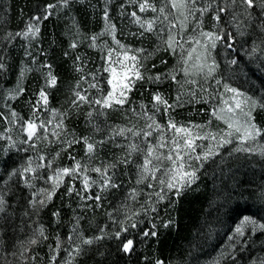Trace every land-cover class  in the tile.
Segmentation results:
<instances>
[{
    "label": "rangeland",
    "instance_id": "1",
    "mask_svg": "<svg viewBox=\"0 0 264 264\" xmlns=\"http://www.w3.org/2000/svg\"><path fill=\"white\" fill-rule=\"evenodd\" d=\"M139 2L142 0H135V2L133 0H69L67 6L58 4V0L55 3H49L57 4L56 8L79 5L80 8L87 12L90 11L92 14L87 29L80 28L79 25L77 28L75 27L77 36L71 45L75 43L76 47L73 48L70 45V48L77 51V62H72L77 76L69 91L62 89L55 92L58 80L52 64L46 55L39 54L43 45L41 43L43 35L40 36V32L36 36L29 35L28 37L16 36L17 32H15L13 33L14 38L7 41L10 46L8 52L12 54L18 53L22 46L24 61L18 70H14V74L9 70L7 64L0 60L5 66L0 69V158L6 160L5 167L0 169V191L6 193L5 199L8 201L7 210L0 213V264H9V262L10 264H49L51 255L49 246L56 247L57 236L61 241V249L56 264H64L65 261L71 259L64 249L70 250L73 246L68 243L67 238L71 234L77 218L79 219L78 234L82 233L85 238L100 236L101 229H104V238L94 240L91 245H81L83 249L81 254L76 255L71 262V264H83L82 256L87 248H91L106 238L113 241L118 240L114 236V232L120 231V221H125V227H128L133 221L136 222V227H128V231L122 233L121 237L126 233L138 232L145 225L155 224L156 232L159 229H168L171 225H175L173 211L180 199L202 190L205 185H209L212 191L211 197L209 196L212 200L210 211H206L200 218L201 224L190 236L191 249L188 252V258L186 257L187 264H253V262L260 264V261L264 260V231L259 228L253 230V226L249 225L245 227L243 237L235 235V228L241 224L244 217H251L258 224H264V156L259 154V148L251 153L236 151L235 149L241 147V144L237 136L233 135L232 143L217 149V154L203 161L202 167L197 161H191L192 165L198 169L196 172L198 179L191 186L185 187L179 197L175 196V190H173L168 193L165 200L155 203L157 197L154 194L149 195V193L158 191L160 186L155 181H151V178L137 183L140 172L138 165L143 163V153H133L131 157H127L126 149L118 145H127L130 141L125 137L112 135L114 129L129 128L133 125L135 126L134 130L145 129L146 124L150 121L142 115H133L129 109L130 107L135 108L137 113H140V106L145 105L147 113L152 115L155 112L153 109L154 93H161L169 104L176 102L178 94L185 102L182 107L177 106L175 110L169 109L167 113L161 106L159 112L155 113V120L159 124L166 125L169 116H171L178 124L208 125L205 130L227 131V126L211 115V109L220 104L218 98L210 96L208 97L209 103H197L188 93L194 87L197 89L207 88L208 92L215 96L217 91L223 92V84L228 83L264 103V33L260 32L258 21H254V26L252 24L247 29L242 26L244 35H240L235 26H230L227 23L226 15L222 14L220 24L225 31V39H227L226 33L230 31L234 42L232 49L227 48L224 41L217 42L216 48L210 49L207 63L211 64L215 59L218 65L212 76L205 81L203 73L192 75L187 79L197 80L198 85H191L184 83L186 79L184 74L177 71L175 73L176 81L161 75V81L154 83L150 82L147 77L172 73L174 69L182 67L180 49L177 48L175 54L165 51L166 45L155 33L145 32L143 36L139 35L143 29L134 23L132 12H136L143 20L159 17L155 25L157 31L163 26L160 23L163 17L159 12L154 13L149 10L141 13L138 7ZM150 2L154 3L157 9L162 6V0H150ZM198 3L202 5L204 0H198ZM105 9L108 11L110 21L116 25V39L132 50L130 55H138V59L143 65L140 70L145 77L143 80L136 81L132 91L127 94V102L123 107L117 106L112 109H103L100 105L90 103L94 99L102 98L111 89L107 83L110 73L104 71L106 67H109L105 58L109 49L120 51L112 36L108 34L98 36L95 46H90L93 43L91 37L104 32ZM53 10L51 16L55 13ZM96 11H101L99 22H96L94 17ZM167 11L169 9H166ZM211 16V12L205 15L204 29L220 31L219 28H212ZM30 19L25 20L24 26L19 32L26 30ZM71 24L69 26L74 28L73 22ZM250 27L254 28L252 35H248L246 32ZM192 29L193 23H189L187 30L183 33L185 38L188 35H195ZM134 33L136 35H133ZM161 35L166 37L167 33H161ZM177 38L179 39V37ZM190 46L184 44L185 49ZM141 48L145 51L137 54L135 50ZM115 56L114 52L113 59ZM85 58L91 60L86 61ZM232 59L237 60L235 65L228 63ZM162 61L166 63H162ZM125 63H130V61H125ZM114 66L119 73L120 67ZM49 72L56 77L54 86L47 84ZM6 74L10 77L8 78ZM216 79H220L222 83L216 85ZM91 84H95L97 87H90ZM181 85L183 86L181 87ZM20 89H23V92L16 95ZM42 89L48 96L47 109H54L58 113L66 114L63 116L62 128H55V124L61 119V116L57 115L53 118L42 104L37 105L39 110L36 112V116L39 119L36 120V116L33 115V105H36L38 94ZM76 92L87 96L89 102L80 101L75 95ZM51 94H54V100L50 99ZM201 95L207 96V93L197 90L196 100H199ZM230 96L231 93H224V99H229ZM245 110H247V106H245ZM12 111L18 114L16 118L12 117ZM90 112L91 116L88 115ZM253 115L257 126L264 129V109L256 108ZM237 118L241 119L243 123L242 116L238 115ZM29 119L36 120L37 124L41 120L45 122L48 129L47 139L44 138V129H40L31 142L23 143L27 139V135L22 130V125ZM49 120H52L51 124L47 123ZM209 121H211L210 124H208ZM53 131L59 133L58 139L52 135ZM125 135L130 137L131 133ZM157 135L158 133L153 131V135L147 138L148 141L155 143ZM167 136L170 137L171 132H168ZM6 137H11V141ZM85 137L90 143L96 145L92 154L86 152V145L83 142ZM67 140H79L80 142L67 147ZM99 141H104V143L100 144ZM140 141L141 138L137 137L136 142L140 143ZM12 142L15 143L14 147H10ZM197 143H202L207 147L209 143L214 142L204 140L197 141ZM33 144L35 147H32ZM259 144L264 145V135L259 138ZM140 146L146 148L147 143H140ZM243 146L250 147L252 142L249 141ZM201 151L200 148H197L198 153ZM57 153H59L58 156ZM40 156L45 159L40 161ZM71 157H74L75 160ZM29 158H32L33 167L39 163L47 165L51 162L52 165L51 169L48 167L37 169L36 176L40 178L31 179V173L25 174L34 185L31 189L25 186L19 172L9 178L10 173L14 170L26 167ZM121 159H129L131 162L119 163ZM75 161H79L82 166H87L86 174L90 177V182L96 181V184L90 189L92 195L99 191V185L103 179L100 174L92 171L94 167L103 169L105 165L115 164V168L108 170V175L119 186L100 192L102 199L99 202L100 206L97 207L93 201H82L75 191L71 196L67 194L70 184L74 185L75 190L81 191L82 194H88L83 191L82 176L78 173L76 179L71 176L64 177L63 183L46 207L39 209L38 212L31 209L29 200L32 199V193L42 187L51 186L46 184L45 180L52 170L58 167L72 168ZM156 175L159 178L161 174L157 173ZM243 175L247 177L244 180ZM148 183H152L153 187L149 188ZM133 189L136 190L134 200L131 199ZM36 199L38 200L40 197L37 196ZM145 201L153 204L157 211H149L145 215L141 209V205H144L145 208L149 207ZM137 210H139V214L132 215ZM63 211L66 218L63 217ZM54 212H59L58 219L53 216ZM109 213H111V218ZM128 216L132 218L127 219ZM12 219L15 220V231L13 229L15 235L5 229L8 222H13ZM168 221L171 223L164 227L163 225ZM39 226L44 227L48 239L40 238L38 244L29 245L28 239L33 236L34 230ZM62 228L64 229L63 233ZM9 233L10 236H8ZM229 237H233V239L230 240ZM76 243H79V239L77 234H73V244ZM25 248L29 250L25 252ZM21 252H24L23 258L20 256ZM32 256L36 257L35 261L31 259ZM174 264L179 263L175 262Z\"/></svg>",
    "mask_w": 264,
    "mask_h": 264
},
{
    "label": "snow or ice",
    "instance_id": "2",
    "mask_svg": "<svg viewBox=\"0 0 264 264\" xmlns=\"http://www.w3.org/2000/svg\"><path fill=\"white\" fill-rule=\"evenodd\" d=\"M135 2V0H133ZM69 0H58V4L67 6ZM57 4H48L45 6L44 11L41 15H34L26 25V30L23 32H17L16 36L28 37L29 35L36 36L40 32V25L44 20H47L53 13L52 9H55ZM139 11L144 13L151 10L152 12H159L160 16L163 17V20H160V23L163 25L160 27L159 31L156 30L155 25L159 17L143 20L136 12H132L131 16L134 17V23L138 24L142 32L139 33L140 36H143L145 32L155 33L161 42L166 45L165 51H171L173 54L176 53L177 48L180 49V61L182 67L179 69H174L172 73L157 74L156 76H148L147 79L150 82H160L161 75H164L166 78H170L173 81H176V72H182L186 78L184 83L191 85H198V81L194 79H187L192 75H200L203 73L205 81L207 78L212 76L218 65L215 62V59L212 60L211 64L207 63L208 57L210 55V49H215L217 42L224 41L226 47L229 49L233 48L234 38L232 33L229 31L226 33L227 39H225V31L221 27V16L222 14L226 15L227 23L230 26H235L238 34L244 35L243 28H247L253 24L254 21H258V28L261 33H264V0H204V3L201 5L198 3V0H162V6L157 9L154 3H151L150 0H142L138 4ZM166 9L169 11L166 12ZM174 10V11H172ZM253 10H256L255 12ZM212 13L211 19L213 21L212 28H219L220 31H206L204 29V17L208 13ZM199 13V15H197ZM169 17H172L171 19ZM104 20L106 21L104 32L94 35L91 37L92 44L90 46H95V41L98 39V36L108 34L112 36L113 41L116 45L119 46L120 51L116 49H109L106 62L109 64V67L104 69L105 72L110 73V78L107 83L111 86V89L104 95L102 98L94 99L90 103H95L100 105L103 109H112L114 107H123L127 102V94L132 91L133 86L136 81L143 80L144 74L141 72L143 65L138 59V55H130L131 49L122 45L119 40L116 39V25L112 23L109 19L108 11H104ZM166 22V23H165ZM189 23H193V33L195 35H188L186 38L183 33L187 30ZM167 33L166 37L162 36L161 33ZM133 35H136L135 33ZM179 37V39L177 38ZM6 38H14L11 32L7 33ZM184 44L191 45L187 49L184 48ZM71 47L75 48L76 44L73 43ZM200 49V51H198ZM255 51V48L253 49ZM137 54L143 53L145 49H136ZM116 53L115 59H113V53ZM152 55V53H149ZM125 61H130V63H125ZM162 63H166L162 61ZM230 65H235L237 63L236 59L228 61ZM114 65L120 67V72L117 73V69ZM5 66L0 62V69H3ZM50 67V66H49ZM155 67V65H153ZM206 69V71H205ZM179 83V82H177ZM222 82L220 79L215 80L216 85H220ZM47 84L49 86H54L56 84V77L48 73ZM90 87H97L95 84L89 85ZM183 85H181L182 87ZM197 90L201 93H207V96L201 95L199 100H196ZM23 92V89H20L16 95H20ZM224 93H231L229 99H224ZM192 100L199 103H209L208 97L218 98L220 104L214 106L211 109V115L217 120L222 121L227 126V131L221 130L220 132H212L210 130H205L208 125H198V124H178L175 120L169 116L166 125H161L155 120V113L159 112L160 107L163 106L164 111L167 113L169 109L175 110L177 106L182 107L185 103L181 100L180 94L176 96V102L174 104H169L168 101L163 97L161 93L153 94V109L155 112L152 115L147 113L146 106L141 105V112L137 113L135 108L130 107V111L133 115L143 116L150 123L146 124L145 129L134 130L135 126L129 128H118L114 129L112 135H119L128 139L130 143L127 145H118L126 149V156L131 157L133 153H143V163L138 165L140 169L139 179L137 183L149 180L155 181L160 187L158 191L154 193H149V195H155L157 200L155 203H159L166 199L169 192L175 190V196L179 197L182 190L185 187L191 186L192 183L198 179L196 172L198 169L194 167L191 161L195 160L199 163V166H203V161L208 160L211 156L217 154V149L223 147L224 145L232 143L231 137L236 135L240 141L241 147L235 149L236 151H245V152H255L259 148V154L264 156V145L259 144V138L264 135V129H261L255 123V117L253 112L256 108L264 109V103L254 99L251 96L241 92L239 89L232 87L228 83L223 84V92L217 91L215 96L212 93L208 92L207 88L194 87L188 93ZM76 97L80 101L89 102L87 96L81 95L79 92L75 93ZM15 98V97H10ZM76 103L75 101L73 102ZM43 105L45 110L49 111L53 118L57 115L61 116V119L55 124V128L63 127V116L66 114L58 113L54 109H47L48 96L47 93L42 89L38 94V100L36 105H33L34 112L33 115L36 116V112L39 110L37 105ZM247 106V110H245ZM13 118L17 117L15 111L11 112ZM89 116L92 113H88ZM240 115L243 117V123L241 119L237 118ZM39 117L36 116V120ZM36 120L29 119L24 121L22 125V130L26 133L27 139L23 143H29L33 140V137H36L37 132L40 129H44V138L47 139V126L43 120L39 124L36 123ZM48 124L52 123V120L47 122ZM211 121L208 122L210 124ZM151 129V130H148ZM11 131V129H8ZM153 131L157 132L156 142L152 143L148 141V137L153 135ZM171 132V136L168 137L167 133ZM126 133H131V136H126ZM52 135L59 138V133L56 131L52 132ZM140 137V143H147L146 148H142L140 143L136 142V138ZM11 141V137H6ZM208 140L210 142L206 147L202 143H197V141ZM252 142V146L244 147L243 145ZM79 140H67V147H71L73 143H79ZM84 144L86 145V152L92 154L95 150L96 145L90 143L88 138L83 139ZM98 143L102 144L104 141H99ZM15 143L12 142L10 147H14ZM32 147H35L33 144ZM197 148H200L202 151L197 152ZM27 151V149H24ZM57 156L59 153L56 154ZM45 157L40 156L39 160L43 161ZM71 159L75 160L74 157ZM129 159H121L119 163H130ZM32 158L27 160V166L21 167L14 170L10 173L11 176H15L19 172L20 176L23 179V183L28 188H33L34 185L30 182L29 178L25 175L31 173V179H37L40 177L36 176L37 169L48 167L51 169V162L47 165L39 163L36 167L32 166ZM115 164L105 165L103 169L100 167L92 168V171L100 174L103 179L99 185V191L92 195L90 189L93 185L96 184V181L92 180L90 182V177L86 174L88 169L87 166H82L79 161H75L72 168L67 167H58L52 170V173L45 180L46 184H50V187L40 188L37 191L32 193V199L29 200V206L34 211H39V209L46 207L47 203L51 202L55 196L57 190L64 181V177L71 176L73 179L77 178L79 173L82 176V185L84 195L81 191L75 190L74 185H69L67 188V194L71 196L75 191L76 195L82 201H93L97 207L100 206L99 202L102 199L100 192L108 189L115 188L119 185L115 184L112 181V177L108 175V170L110 168H115ZM157 173H160V177H157ZM7 183V181H5ZM148 187L152 188L153 184L148 183ZM6 193L0 191V213H4L8 207V201L5 199ZM39 196L40 199H36ZM136 198V190H132L131 199ZM146 204H149V207L145 208L144 205H141V209L144 214L147 215L149 211L155 212L157 209L149 201H145ZM91 207V205H89ZM139 210L133 212L132 215H138ZM27 215V213H25ZM59 212H54L53 216L57 219L59 218ZM111 218V213H109ZM131 216H128L127 219H131ZM120 231L114 232V236L119 239L122 233L128 231V227L135 228L136 222L133 221L128 227H125V221H120ZM171 221L166 222L163 226L167 227ZM78 225L79 219L77 218L76 224L71 230L67 240L70 245H73L72 248L64 249L68 252V256L71 258L64 262V264H71L72 259L76 255H80L82 252L81 245H91L94 240H100L104 238V229H101V235L94 238H85L82 233L78 234ZM253 226V230L259 228L264 231V224H258V222L251 217H244L241 224L235 228L236 237H243L245 235V227ZM156 225L151 224L148 230H144L142 235L143 237H155L157 232L155 231ZM73 234H77L79 243L73 244ZM40 238L48 239L45 234V229L43 226L37 227L34 230V234L27 241L29 245H36L40 242ZM233 239V237H229ZM246 243V242H245ZM134 241L133 239L125 238L121 241V250L125 253H130L133 251ZM51 255L49 257V264H56L57 257L61 249V241L59 236L56 237V247L52 248L49 246ZM29 249L25 248L24 251ZM15 255V253H12ZM21 258L24 257V252L20 253ZM31 259L35 261L36 257L32 256ZM10 264V262H9ZM155 264H165L163 260H157ZM255 264V262H253ZM260 264H264V260L260 261Z\"/></svg>",
    "mask_w": 264,
    "mask_h": 264
},
{
    "label": "trees",
    "instance_id": "3",
    "mask_svg": "<svg viewBox=\"0 0 264 264\" xmlns=\"http://www.w3.org/2000/svg\"><path fill=\"white\" fill-rule=\"evenodd\" d=\"M56 1L0 0V60L7 64L12 73L15 74L14 70H18L20 64L24 61L22 58L24 51L21 46L18 53L8 52L10 46L7 41L10 38H6L7 33L19 32L27 18L41 15L45 5ZM53 12H55L54 15L41 24L40 36L43 35L41 40L43 45L39 54L46 55L52 64L54 74L58 80L55 92L62 89L69 91L73 87L77 76L72 63L73 61L77 62V51L70 48L71 42L77 36L75 27L77 28L79 25L80 28L87 29L92 14L90 11L87 12L80 8L79 5L77 7L55 8ZM94 17L96 22H99L101 11H96ZM71 22H73L74 28L69 26ZM254 24L255 22H253V26ZM253 30L254 28L250 27L246 32L248 35H252ZM85 60L90 61L91 59L85 58ZM50 99L54 100V94H51ZM5 164L6 160L0 158V169L5 167ZM243 177V180L247 178L245 175ZM211 195L210 186L205 185L202 190L195 192L193 195L182 197L173 211L175 225H171L168 229H159L155 237H143V231L150 228L149 225H145L140 231L126 233L117 241L106 238L91 248H87L82 256L83 264H155L157 260H163L165 264H174L175 262L187 264L186 257L188 258L187 255L191 249L190 236L201 224L200 218L209 210L210 202H212L210 200ZM62 214L66 218L64 211ZM12 220L13 222H8L5 229L15 235V220ZM63 232L64 229L62 228ZM8 236H10V233ZM125 238L134 241V248L130 253L121 250V241Z\"/></svg>",
    "mask_w": 264,
    "mask_h": 264
}]
</instances>
